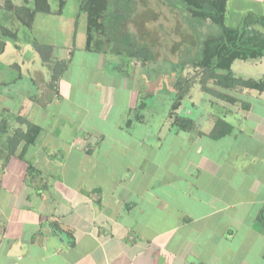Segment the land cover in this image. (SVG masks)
Wrapping results in <instances>:
<instances>
[{
	"label": "crops",
	"instance_id": "1",
	"mask_svg": "<svg viewBox=\"0 0 264 264\" xmlns=\"http://www.w3.org/2000/svg\"><path fill=\"white\" fill-rule=\"evenodd\" d=\"M4 5L0 22L19 6ZM238 5L234 27L264 16V0ZM140 16L116 19L110 37L129 21L146 25ZM85 29L83 46L72 48L0 39V58L12 53L0 70L17 72L0 79V264H264V62L230 67L260 88L218 96L195 86L172 112L174 90L166 83V97L160 82L182 68L181 48L174 61L154 62L161 46L134 33L152 70L133 46L85 50ZM34 44L48 49L46 60ZM29 127L37 131L25 144Z\"/></svg>",
	"mask_w": 264,
	"mask_h": 264
},
{
	"label": "rangeland",
	"instance_id": "2",
	"mask_svg": "<svg viewBox=\"0 0 264 264\" xmlns=\"http://www.w3.org/2000/svg\"><path fill=\"white\" fill-rule=\"evenodd\" d=\"M4 0H0V5L3 4ZM110 3L117 4L111 5V12L115 10L113 14L108 15V18L115 26V20L122 18H129L131 15L139 16L140 18L144 15L147 18V22L145 25V21L139 19V22L144 23L143 28L144 34L141 32L142 27L139 25L137 21L135 23L127 22L121 23L120 28V38L110 37L111 34H114V31H108L103 29H98L92 32L93 35V45L96 47H104L107 50H111L110 47L115 49L114 53H116L117 48L120 49V52L124 51L125 53L130 54L133 50L140 48H145L144 44L141 43L142 40L138 39L135 34H142L145 36V40L155 48L159 45L158 49H156V53L154 55V62L157 60L168 59L171 58L173 61L176 58V52L178 49L182 50L180 54H178L179 64L186 60L187 55L189 54L190 58L196 57V50L194 51L193 47L197 42L202 41L205 37L214 38L221 33H223L224 27H234L238 26L239 23V10H238V1L240 0H223V8L227 6L226 13L224 10L223 14V27L217 24V21L212 18L211 14V4L208 0H201L203 12L201 15L197 16L198 18H192L189 13L191 9L194 8L189 7L185 8L184 0H108ZM81 0H16L17 5L9 9L11 10V14H6L5 17L2 18V25H0V39L5 38L7 40H11L12 42L22 41L23 45H29L30 38H34V41L44 44H53L56 46L55 48H59L62 44L70 43V48L72 45L75 46H83L84 43V27L86 21V14L83 10V6H80ZM87 3V0H83V5ZM1 6L0 8H4ZM16 10L17 12L13 11ZM36 10L37 17L34 22L33 29L26 30L20 21L15 23H9V18L17 15L18 19L20 16H28L30 11ZM118 11V12H117ZM120 11V12H119ZM141 11L143 13H141ZM61 14L60 19L57 18ZM45 16L51 18H44ZM48 19V22L46 23ZM104 21L107 20V17H104ZM118 24V22H117ZM116 24V25H117ZM136 24V26H135ZM133 26L137 32H133ZM116 30V29H115ZM117 29L116 31H118ZM193 33H192V32ZM111 32V33H110ZM75 33L76 38L73 42V38ZM140 36V35H139ZM96 41H98L96 43ZM165 43H162L164 42ZM117 45V47H116ZM33 46V45H32ZM133 46V47H132ZM148 48V46L146 45ZM26 48V47H25ZM34 48V46H33ZM24 49V48H23ZM134 50V51H135ZM24 51H27L24 49ZM31 51V50H30ZM48 49L42 50L43 56L49 55L47 53ZM56 51V50H55ZM166 51V53H165ZM12 54V53H11ZM9 53H7L4 57H10ZM39 54V53H38ZM41 56V54H39ZM80 54H75L73 61H78V56ZM84 56L83 60L85 63H90L91 61L95 62V56ZM26 56H30L29 52H27ZM49 57V56H48ZM53 58V57H52ZM0 58V62L6 61ZM129 61V60H128ZM240 61V60H239ZM93 62V63H94ZM153 60L149 61V57L143 60V63L147 64L148 69L153 70L152 64L155 63ZM91 65V64H90ZM56 66V65H55ZM180 67V66H179ZM132 69L128 63V70ZM88 72V69L83 71L85 75ZM16 71H10L9 69H1L0 70V79H8L12 80L16 76ZM199 71L194 70L190 66L185 68L183 71L175 70L164 73V81L160 82L161 87H165L166 83L168 86H173L178 79L185 80H194L198 77ZM13 76V77H12ZM12 77V78H9ZM15 80V79H14ZM13 80V82H14ZM167 80V81H166ZM196 82V80H194ZM22 84L24 90H30V86L28 87L27 82L23 79H18L17 84ZM158 83V82H157ZM155 86L156 83H154ZM3 86V85H1ZM152 85H150L151 87ZM197 86V85H196ZM13 85H10L9 88H13ZM16 87V86H15ZM198 87V86H197ZM19 88V87H17ZM15 88V90L17 89ZM21 88V86H20ZM192 88H195L193 86ZM0 90L3 92L6 89L0 87ZM195 90V89H193ZM7 91V90H6ZM17 91V90H16ZM164 92L167 94L166 97L172 98L168 87H165ZM197 93L194 95L196 96ZM212 95V94H211ZM168 103V102H167ZM17 104V103H16ZM162 102H160V105ZM18 107H15L16 109ZM162 110V108H161Z\"/></svg>",
	"mask_w": 264,
	"mask_h": 264
},
{
	"label": "trees",
	"instance_id": "3",
	"mask_svg": "<svg viewBox=\"0 0 264 264\" xmlns=\"http://www.w3.org/2000/svg\"><path fill=\"white\" fill-rule=\"evenodd\" d=\"M211 4L212 18L217 21V24L223 25V0H208ZM184 5L187 10L188 6L194 8L191 12L187 11L192 18H198L203 12L201 0H184ZM86 14V29H85V50H90L93 44L92 32L103 29L111 30L114 23L109 21L108 15L111 13V3L108 0H87L83 5V0L80 2ZM116 10V9H114ZM112 10V11H114ZM37 11H30L28 16H20L18 19L20 24L29 29L33 22ZM18 14V12H17ZM104 17H107L108 22H104ZM257 26L258 28H255ZM116 40V39H115ZM36 51L41 54L42 50L46 49L40 45L34 44ZM135 50V49H134ZM196 57L190 58L189 54L185 61L181 64L182 71L185 65H189L194 70H198L196 82L192 79H178L172 86L174 96L171 101L170 110H177L182 101L188 96L193 86H198L203 93L221 95L223 91H229L238 87L260 88L261 83L243 80L231 74V65L235 60L246 61L253 59H261L264 62V16L253 17L247 15L241 22L239 27H224L221 35L208 38L205 37L202 41L197 42ZM132 55L134 57L145 60L149 56L146 48L135 50ZM58 64V63H57ZM60 66L63 63H59ZM64 66V65H63ZM61 66V70L63 68ZM177 124L183 129H189L191 121L184 118H176ZM37 129L29 127L26 134L27 139L25 144H31L35 137ZM261 216L259 215V219Z\"/></svg>",
	"mask_w": 264,
	"mask_h": 264
}]
</instances>
